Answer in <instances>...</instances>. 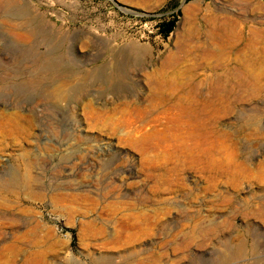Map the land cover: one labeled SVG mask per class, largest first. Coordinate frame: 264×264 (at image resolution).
Listing matches in <instances>:
<instances>
[{
    "label": "rangeland",
    "instance_id": "1",
    "mask_svg": "<svg viewBox=\"0 0 264 264\" xmlns=\"http://www.w3.org/2000/svg\"><path fill=\"white\" fill-rule=\"evenodd\" d=\"M263 35L264 0H0V264H264Z\"/></svg>",
    "mask_w": 264,
    "mask_h": 264
},
{
    "label": "bare ground",
    "instance_id": "2",
    "mask_svg": "<svg viewBox=\"0 0 264 264\" xmlns=\"http://www.w3.org/2000/svg\"><path fill=\"white\" fill-rule=\"evenodd\" d=\"M22 24H23V22H22ZM234 30V29H233ZM220 31H221V35H222V37H221V40L223 41V40H229V37H230V33H229V30H228V28H227V26L225 27H221L220 28ZM235 33V32H234ZM256 35H258V32L257 31H252V38H258V37H256ZM264 36V35H263ZM188 38V37H187ZM188 40V39H187ZM186 40V41H187ZM190 40V39H189ZM185 40H184V42H186ZM193 41V40H192ZM195 43V42H194ZM183 45H184V43H182ZM193 45V44H192ZM202 46V45H201ZM188 47V46H187ZM191 47V46H190ZM194 47H196V46H194ZM203 48L201 49V50H203V54H204V56L205 55H211L212 54V49L208 46V45H203L202 46ZM179 48H183V47H179ZM198 48V47H197ZM184 49H185V46H184ZM183 49V50H184ZM187 50V49H186ZM180 52V51H179ZM174 54V53H173ZM169 57L166 59V61H165V63L164 64H166V65H168V66H170L171 64H173L174 62H175V60H178V59H175V57H176V55H172V54H170L169 53ZM191 56V55H190ZM177 58H178V56H177ZM178 62V61H177ZM249 75V74H248ZM245 77H247V75H246V73L242 70V69H240V68H238V67H225V68H222L221 69V71L219 72V76H218V78H217V84H218V89L220 90V91H222V93L226 90V88H228V86L229 85H231L232 84V82H234V83H236V82H238L239 83V81H242L241 83H240V85L239 86H241V85H243L244 84V80L246 79ZM245 78V79H244ZM250 79V78H249ZM236 85V84H235ZM245 85V84H244ZM246 86V85H245ZM233 88H235L234 86H232ZM155 88V87H154ZM158 89V88H157ZM159 90V89H158ZM190 89H187V91H189ZM197 89H195V91H196ZM186 91V90H185ZM191 91H193V90H191ZM190 91V92H191ZM59 92V91H58ZM183 92V91H182ZM198 93H199V91H197ZM188 93V92H187ZM189 94V93H188ZM219 95V94H218ZM55 96V95H54ZM188 97H189V95H187ZM194 98H196V97H194ZM188 99V98H187ZM190 100H192V99H190ZM189 102V101H188ZM190 102H193V101H190ZM189 105H190V103H188ZM192 104V103H191Z\"/></svg>",
    "mask_w": 264,
    "mask_h": 264
},
{
    "label": "trees",
    "instance_id": "3",
    "mask_svg": "<svg viewBox=\"0 0 264 264\" xmlns=\"http://www.w3.org/2000/svg\"><path fill=\"white\" fill-rule=\"evenodd\" d=\"M175 22L174 21H169L168 23L165 24V31H164V36H167L168 33L171 32V30L174 27Z\"/></svg>",
    "mask_w": 264,
    "mask_h": 264
}]
</instances>
